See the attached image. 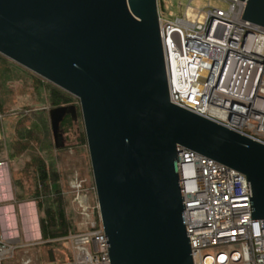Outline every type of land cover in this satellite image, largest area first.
<instances>
[{
	"label": "water",
	"instance_id": "1",
	"mask_svg": "<svg viewBox=\"0 0 264 264\" xmlns=\"http://www.w3.org/2000/svg\"><path fill=\"white\" fill-rule=\"evenodd\" d=\"M0 53L79 98L111 264H194L178 145L244 172L264 219V142L170 99L158 0H0ZM67 114L49 108L58 148Z\"/></svg>",
	"mask_w": 264,
	"mask_h": 264
},
{
	"label": "built area",
	"instance_id": "2",
	"mask_svg": "<svg viewBox=\"0 0 264 264\" xmlns=\"http://www.w3.org/2000/svg\"><path fill=\"white\" fill-rule=\"evenodd\" d=\"M196 7L164 18L159 7L170 99L264 142V25L243 16L246 0ZM185 223L194 264H264V219L252 217L247 176L178 145ZM75 207L96 216L62 238L74 264H111L110 242L82 179ZM17 245L0 234V261Z\"/></svg>",
	"mask_w": 264,
	"mask_h": 264
},
{
	"label": "rangeland",
	"instance_id": "3",
	"mask_svg": "<svg viewBox=\"0 0 264 264\" xmlns=\"http://www.w3.org/2000/svg\"><path fill=\"white\" fill-rule=\"evenodd\" d=\"M189 1L196 7L209 3L224 4L221 0H158V4L163 17L167 18L171 17V10L173 14L182 13ZM0 55V234L17 245L0 264H74L73 249L67 240L42 237L44 210L38 205L35 189L36 161L44 158L49 169L59 171L65 207L74 229H86L90 220L98 217L97 207L88 217L75 207L74 202L76 188L72 183L79 177L92 204L98 203L79 98L74 95L72 102L77 104L78 116L63 126L66 144L58 148L49 116V108L54 105L47 84L52 81L4 54ZM38 77L44 80L46 87L38 86ZM39 113L45 115L50 123L49 140H52V145L47 147L48 144L39 138L41 135H37L24 147L21 128L28 127ZM50 248L54 251L53 260L49 256Z\"/></svg>",
	"mask_w": 264,
	"mask_h": 264
},
{
	"label": "trees",
	"instance_id": "4",
	"mask_svg": "<svg viewBox=\"0 0 264 264\" xmlns=\"http://www.w3.org/2000/svg\"><path fill=\"white\" fill-rule=\"evenodd\" d=\"M47 85L48 94L54 106L74 102L75 96L72 93L52 82H48ZM38 86L46 87L41 77H38ZM73 120L71 115L66 117L62 126L69 125ZM50 130L51 126L46 116L39 113L28 127L21 128L23 146L25 147L32 137L41 135L39 138L48 144L47 147H50L52 145V140H49ZM36 162L37 186L35 196L38 199L39 207L44 210V215L41 218V234L43 238H59L71 230H75L65 207L60 182L61 176L56 168L49 169L47 167L44 158H39Z\"/></svg>",
	"mask_w": 264,
	"mask_h": 264
},
{
	"label": "flooded vegetation",
	"instance_id": "5",
	"mask_svg": "<svg viewBox=\"0 0 264 264\" xmlns=\"http://www.w3.org/2000/svg\"><path fill=\"white\" fill-rule=\"evenodd\" d=\"M68 116H70V114H67V115L65 116V118L68 117ZM65 118H64V119H65ZM64 119H63V120H64ZM62 122H63V121H62Z\"/></svg>",
	"mask_w": 264,
	"mask_h": 264
},
{
	"label": "crops",
	"instance_id": "6",
	"mask_svg": "<svg viewBox=\"0 0 264 264\" xmlns=\"http://www.w3.org/2000/svg\"><path fill=\"white\" fill-rule=\"evenodd\" d=\"M2 234V233H1Z\"/></svg>",
	"mask_w": 264,
	"mask_h": 264
}]
</instances>
